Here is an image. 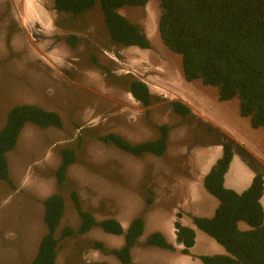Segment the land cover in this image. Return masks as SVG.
Listing matches in <instances>:
<instances>
[{"label": "rangeland", "instance_id": "obj_1", "mask_svg": "<svg viewBox=\"0 0 264 264\" xmlns=\"http://www.w3.org/2000/svg\"><path fill=\"white\" fill-rule=\"evenodd\" d=\"M25 1L33 8H27ZM156 1L118 10L148 36L150 47L139 48L111 41L97 3L72 15L54 10L52 0H0V128L8 109L25 102L56 111L62 122L60 128L26 123L6 153L10 182L0 179V264H28L35 255L46 231L43 199L59 190L54 170L62 147H71L76 158L61 190L65 212L55 230L57 238L63 226L75 230L79 224L71 189L97 220L114 217L121 223L143 217L152 206L147 196L170 198L169 176L184 170L190 147L215 140L201 111L211 107L221 114L230 109L225 111L227 120L240 117L237 97L219 101L215 87L185 80L181 56L158 35ZM21 11L26 28H18L12 19L15 13L20 19ZM68 34L78 37L74 45L65 41ZM122 76L146 82L152 102L144 106L135 100L120 83ZM205 98L210 106L202 101ZM172 100L186 104L191 113L179 116ZM163 123L170 125V131L161 156L137 157L96 138L116 132L139 142L156 137ZM121 237L98 227L59 237L55 264H122L108 253L118 248ZM94 241L103 249L94 248ZM140 242L133 248V262L127 264L144 263L146 252L150 254L152 246Z\"/></svg>", "mask_w": 264, "mask_h": 264}, {"label": "trees", "instance_id": "obj_2", "mask_svg": "<svg viewBox=\"0 0 264 264\" xmlns=\"http://www.w3.org/2000/svg\"><path fill=\"white\" fill-rule=\"evenodd\" d=\"M52 1L57 12L72 15L79 14L97 3L113 43L119 46L150 47L143 27L118 11L124 5L143 6L148 0ZM156 2L160 9L158 35L169 50L181 56V71L185 80H199L203 85L215 87L219 101L237 97L239 115L247 117L253 128L264 126V0ZM64 39L74 45L78 37L68 34ZM121 78L124 80L120 83L135 100L144 106L152 102L149 88L144 81L130 76ZM170 105L179 116L191 113L190 108L181 101L172 100ZM27 122L40 127H61V119L54 111L31 103L12 106L0 128L1 180L10 182L6 153L14 147ZM206 130L216 136L214 141L208 143H219L222 147L221 156L203 176V186L218 199L219 204L211 217L191 218L196 227L221 244L228 254L200 255L199 259L204 264H264V213L260 203L263 175L256 170L250 185L240 193L226 188L223 185V176L235 148L251 166L256 162L226 133L210 124L206 125ZM169 131L170 125L163 123L158 125L156 137L139 142H131L116 132L96 135V138L137 157L146 153L161 156L168 147ZM59 154L60 161L54 170L59 190L43 199L46 231L40 237L36 253L28 264H55L59 237L62 239L75 233H85L94 227L111 234H122L124 243L118 248H111L108 253L114 255L122 264L131 263L130 249L143 232V217H133L123 231L120 222L114 217L97 220L91 211L83 209L74 189L69 191V196L79 217L78 227L74 230L65 225L61 228L59 237H56L55 230L65 212V198L61 190L67 179V169L76 158L75 151L67 146L62 147ZM151 200V196H147V201ZM240 220L245 221L251 228L240 230L237 227ZM174 227L176 241L182 244V252L188 253L194 243L193 229L178 221H175ZM93 243L94 248L103 249L101 242ZM144 244L173 248L158 231L151 232Z\"/></svg>", "mask_w": 264, "mask_h": 264}, {"label": "crops", "instance_id": "obj_3", "mask_svg": "<svg viewBox=\"0 0 264 264\" xmlns=\"http://www.w3.org/2000/svg\"><path fill=\"white\" fill-rule=\"evenodd\" d=\"M202 101L210 106L206 98ZM207 109H209L207 112H201L202 116L210 121L208 123L226 133L236 144L242 146L258 165L257 167L251 166L242 158L237 149L233 150L232 158L223 176V185L240 193L250 185L256 170H259L264 177L263 126L253 128L249 123V119L242 116L237 117L234 122L227 120L225 111L230 109L223 110L221 114L216 110L212 112L211 107ZM207 114L209 117L205 116ZM221 154L222 147L219 143L192 145L190 152L183 160V163L186 164L184 170L173 178L169 176L170 198L159 199L156 193L152 197L151 211L143 216V232L137 242L142 241L140 243L144 246L146 237L151 232L158 231L173 248L165 249L152 246L150 254L146 252L141 260L145 261L141 264H204L199 259L200 255L228 254L221 244L196 227L191 218L192 216L211 217L219 204L218 199L203 186V176ZM260 203L264 213V182ZM132 218L124 219L120 223L123 231L126 230ZM175 221L189 226L194 231V243L188 249V253H183L182 244L176 241ZM237 227L240 230L251 228L243 220L237 222ZM121 236L122 240H117L120 241L118 247L124 243L123 235L121 234ZM135 245L130 249L131 262L134 260L133 248Z\"/></svg>", "mask_w": 264, "mask_h": 264}, {"label": "flooded vegetation", "instance_id": "obj_4", "mask_svg": "<svg viewBox=\"0 0 264 264\" xmlns=\"http://www.w3.org/2000/svg\"><path fill=\"white\" fill-rule=\"evenodd\" d=\"M10 13H11V11H10ZM22 14H23V13H22V11H21V14L19 15L20 19L17 18L16 13H15V16L12 14V17H13L12 19H13V21H14V24H15L18 28H22V27H23V28H26L25 25H24V23H23V21H22V18H23V17H22ZM20 22H21L22 24H21ZM25 103H27V102H25ZM19 104H21V103H19ZM31 104H34V103H31ZM15 105H17V104H15ZM35 105H36V104H35ZM13 106H14V105H13ZM37 106H38V105H37ZM11 107H12V106H11ZM11 107H10V108H11ZM10 108H9V109H10ZM41 108H43V107H41ZM9 109H8V110H9ZM43 109H46V108H43ZM46 110H51V109H46ZM51 111H54V110H51ZM54 112H56V111H54ZM56 113H57V112H56ZM57 114H58V113H57ZM58 115H59V114H58ZM59 117H60V116H59ZM60 119H61V118H60ZM27 123H32V122H27ZM32 124H34V123H32ZM34 125H36V124H34ZM61 125H62V122H61ZM36 126H38V125H36ZM39 127H40V126H39ZM46 127H49V126H46ZM53 127H54V126H53ZM42 128H44V127H42ZM157 128H158V127H157Z\"/></svg>", "mask_w": 264, "mask_h": 264}, {"label": "bare ground", "instance_id": "obj_5", "mask_svg": "<svg viewBox=\"0 0 264 264\" xmlns=\"http://www.w3.org/2000/svg\"><path fill=\"white\" fill-rule=\"evenodd\" d=\"M44 1V0H43ZM150 2V0H148L147 1V3L144 5L145 7L148 5V3ZM25 4H26V6H27V8L29 7V8H33V4L31 3V2H28L27 3V1H25ZM156 4L158 5V3L156 2ZM158 8H159V6H158ZM34 10V9H33ZM43 13V12H42ZM158 18H159V15L157 16V22H158ZM201 109V108H200ZM204 112V111H203Z\"/></svg>", "mask_w": 264, "mask_h": 264}, {"label": "clouds", "instance_id": "obj_6", "mask_svg": "<svg viewBox=\"0 0 264 264\" xmlns=\"http://www.w3.org/2000/svg\"><path fill=\"white\" fill-rule=\"evenodd\" d=\"M52 2H53V1H52ZM146 3H147V2H146ZM146 3H145V4H146ZM157 3H158V2H157ZM145 4H144V5H145ZM144 5H143V6H144ZM158 6H159V5H158ZM53 9H54V8H53ZM54 10H55V9H54ZM159 14H160V9H159ZM159 14H158V15H159ZM157 23H158V22H157ZM147 37H148V36H147ZM136 47H137V46H136ZM142 81H143V80H142ZM145 83H146V82H145ZM146 85H147V84H146Z\"/></svg>", "mask_w": 264, "mask_h": 264}, {"label": "water", "instance_id": "obj_7", "mask_svg": "<svg viewBox=\"0 0 264 264\" xmlns=\"http://www.w3.org/2000/svg\"><path fill=\"white\" fill-rule=\"evenodd\" d=\"M263 182H264V177H263Z\"/></svg>", "mask_w": 264, "mask_h": 264}]
</instances>
